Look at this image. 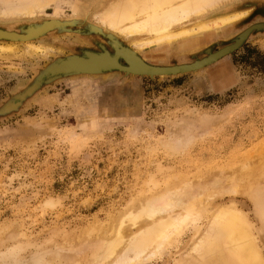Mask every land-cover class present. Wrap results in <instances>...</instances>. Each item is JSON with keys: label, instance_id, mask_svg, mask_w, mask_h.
Listing matches in <instances>:
<instances>
[{"label": "rangeland", "instance_id": "1", "mask_svg": "<svg viewBox=\"0 0 264 264\" xmlns=\"http://www.w3.org/2000/svg\"><path fill=\"white\" fill-rule=\"evenodd\" d=\"M83 1L90 6L96 0ZM230 3L247 12L229 27L140 55L147 64L160 67L191 63L207 50L215 53L231 45L242 30L264 28V0ZM74 4L75 0H55L46 17L29 18L33 21L0 19V32L14 22L11 31L27 36L54 9L62 12L63 23ZM68 27L27 40L53 47L50 55H0V264H16L3 260L9 255L22 256L18 262L29 264L46 248L53 252L57 245L85 243L82 235L87 230H93V239L105 230L109 235L114 219L143 196L180 179L195 194L200 187L212 189L223 178L208 210L221 205L238 209L264 257L256 197L224 192L229 176L240 178V172L249 169L255 172L252 179H258L257 188L264 190V29L251 31L239 49L194 72L150 78L112 70L106 75L52 78L45 68L56 55L96 53L101 47L112 53L106 40L87 26H72L79 32L62 35L61 28ZM125 42L121 40L128 45ZM49 77L52 80L44 85ZM238 180L239 185L248 183L245 175ZM202 225L193 226L177 248L172 244L162 258L144 264L180 260Z\"/></svg>", "mask_w": 264, "mask_h": 264}, {"label": "bare ground", "instance_id": "2", "mask_svg": "<svg viewBox=\"0 0 264 264\" xmlns=\"http://www.w3.org/2000/svg\"><path fill=\"white\" fill-rule=\"evenodd\" d=\"M230 1L107 0L100 3L99 0H96L90 6H84L83 0H75L70 16L64 17L63 23L59 20L61 18L59 15L62 12L54 9L52 16L49 19L46 18L47 20L44 19L45 21H42L41 27L38 26L39 29L36 31L29 35L26 33L27 36L11 31L17 24L12 22L10 29L0 32V39L6 40V43L0 44V55L17 54L30 57L50 55L55 52L53 47L33 44L27 40L52 30L56 32L55 28L66 25L69 27L61 28L60 32L62 35L69 36L72 33H78V28L84 25L96 36L105 39L112 48V53L101 47L102 51L96 53L69 54L64 58H57L56 55L52 63L45 65L46 71L54 78L65 74L71 76L106 75L112 70L132 77L143 75L142 77L150 78L157 75L176 76L194 72L215 63L233 48L243 44L251 31L264 28L253 25L247 30H242L243 32L233 39L234 43L232 42L230 47H224L225 49L215 53L207 50L203 58L197 57L191 63L165 65L164 67L149 65L140 53L149 51L156 46H173L179 41L229 27L247 12H241L244 10L242 8L231 7ZM54 2L55 0H0V19L4 22V20L37 18L45 14L46 9L53 6ZM227 6H230V9L225 8ZM191 21L194 23L189 26L188 23ZM72 26L78 28L74 31ZM235 32L237 34L238 31ZM17 39L21 41L18 42ZM123 39L127 41L125 43L128 45L125 46L121 43ZM17 45H24V48L21 49ZM240 173V178H244L245 175V178H248V183L239 185L242 180L240 182L238 180L240 178L231 173L232 176H229L231 179L229 178L230 180L227 181L230 185L228 189H224V192L254 194L264 227V190L257 188L258 179H252L255 175L254 171L249 169L246 173L243 170ZM223 180L222 178L219 180L220 182L215 181V185L212 184L214 186L212 189L210 186H205L204 183L205 187H203L200 181L198 185L200 183L203 188L199 186L200 189H197L198 193L195 194L188 192L189 189L192 191V186L190 188L187 181L182 182V179L178 182L171 181L172 183H167L166 188L163 187L164 189L161 188L160 191L143 196L134 207L128 208V211L121 214L116 220L114 219L116 223L111 222L115 225L109 228V235L105 230L103 233L106 235L102 234V237L93 239L92 237L95 236L91 235L93 230H87L86 237L82 235V240L86 239L85 243L78 242L79 245L77 242L74 243V245H78V248L64 239L65 243L71 246L65 248V246L57 245L53 252L46 248L42 251L41 256L28 263L144 264L162 258L172 244H175L177 248L183 236L193 226L203 223L200 232L192 236L185 255L172 264H264L263 250L257 242L251 225L247 219L240 216L238 209L232 205H221L216 207L213 212L208 210L213 193L222 189L221 181ZM2 232L4 231L2 230ZM88 237L89 241H87ZM21 258L22 256H20ZM5 259H12L16 264L22 260L14 255H9L3 260Z\"/></svg>", "mask_w": 264, "mask_h": 264}, {"label": "water", "instance_id": "3", "mask_svg": "<svg viewBox=\"0 0 264 264\" xmlns=\"http://www.w3.org/2000/svg\"><path fill=\"white\" fill-rule=\"evenodd\" d=\"M241 45H242V44H241ZM241 45H239V46L236 47V48H233L231 51L233 52V51L239 49V47H240ZM232 46H233V45H232ZM229 47H230V46H229ZM225 48H226V47H225ZM225 48H223V49H225ZM223 49H222V50H223ZM231 51H229L228 53H231ZM113 71H114V70H113ZM37 76H38V74L36 75V77H37ZM36 77H35V78H36ZM64 77H68V76L65 74V75H63V76H61V77H58L57 79H61V78H64ZM52 78H54V77H52ZM52 78L49 77V78L43 80L44 85L49 84V82L52 80ZM23 91H24V90H22V91L16 93V94L13 95L10 99H8V100L5 102V106L7 105V103H9V100H11L12 98L14 99L17 95L21 94Z\"/></svg>", "mask_w": 264, "mask_h": 264}]
</instances>
